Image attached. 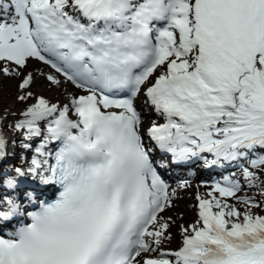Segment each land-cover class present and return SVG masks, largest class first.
<instances>
[{"label":"snow or ice","instance_id":"obj_1","mask_svg":"<svg viewBox=\"0 0 264 264\" xmlns=\"http://www.w3.org/2000/svg\"><path fill=\"white\" fill-rule=\"evenodd\" d=\"M0 73L25 105L0 115V264H264V0H0ZM200 161L240 173L172 249L164 173Z\"/></svg>","mask_w":264,"mask_h":264},{"label":"rangeland","instance_id":"obj_2","mask_svg":"<svg viewBox=\"0 0 264 264\" xmlns=\"http://www.w3.org/2000/svg\"><path fill=\"white\" fill-rule=\"evenodd\" d=\"M37 64H33V68L37 67ZM19 80L16 79H10L5 77L2 73H0V115H3L7 112L8 107L13 104L14 102H16L15 98L17 95V91L18 89L15 87L13 88L11 86V83L13 84H17ZM143 96H141L140 100L143 101ZM139 101V100H138ZM19 104V103H17ZM143 105V103H142ZM25 105L23 104H19V109L18 111H16V113H20L23 109H24ZM144 107V105H143ZM141 107V111L142 108ZM148 112L144 114V119H145V127L149 126L151 124V122L153 120H157V117L152 115V111L151 109L147 108ZM158 122H160V120H158ZM7 124H12L13 123V118L10 116L8 118V120L6 121ZM8 135L12 136L14 135L13 131L11 128H8L7 130ZM18 162V161H17ZM197 170L194 171V169L192 170H174V172H178L177 174L179 175V179H177L176 182L172 181L169 182L174 184L175 188L178 191L181 192V196L183 198V205H182V209L183 211L186 213V215H192L195 219V222L198 218V207H195V205L198 204V201L196 199L197 195H202V196H207V193L210 191V185L213 184L214 181L216 180H222L224 175H229V172H222L221 177L218 178V176L213 175V174H209V171L206 170L205 172L203 171V162H200L197 166H196ZM239 169V168H238ZM236 168L232 169L231 174L235 173L237 176H239L240 170H238ZM200 170L201 173H200ZM238 170V171H237ZM168 171H172L171 168ZM182 177H181V176ZM206 175V176H205ZM209 175V176H207ZM187 176H190L187 178ZM200 178V179H199ZM183 181H188L189 183V187L187 188H182L179 185L183 182ZM244 195H248V196H252L255 197L256 199H264L262 198L259 193L256 190H251V191H246L245 193H242ZM218 195V194H217ZM229 203H235L234 200L229 199L228 200ZM237 207L241 208V210H243V205L237 204ZM254 211L260 212L259 209H255ZM172 212H174L173 207L171 209H167L162 215L167 218V217H171L172 218ZM260 214H264V212H260ZM178 229V231H180V227L177 223L176 220H174L172 218V222H171V234L173 236V232ZM181 233V232H180ZM176 239V238H175ZM182 239V234L180 235L179 240L176 242L174 239L171 242V244L169 245L170 248L172 249H176L181 242Z\"/></svg>","mask_w":264,"mask_h":264},{"label":"bare ground","instance_id":"obj_3","mask_svg":"<svg viewBox=\"0 0 264 264\" xmlns=\"http://www.w3.org/2000/svg\"><path fill=\"white\" fill-rule=\"evenodd\" d=\"M37 67L40 68L43 71H46V72L47 71H54V70H51V69H48V68L44 67L43 65H38ZM37 67H35V68H37ZM18 84H19V81L17 82V84L11 83V86L13 88H15V87L17 88ZM64 87L67 88V90L69 92L73 91V89H72V87L70 85H65ZM34 91L45 95L47 98H49L53 102H57V101H61L62 102V101H64L65 95H66L63 88L62 89L53 88L52 90H48L46 87L43 86L42 82H38V86L36 88H34ZM137 103H138V106L140 108L143 107L141 100H139ZM18 109H19V104H17V102H14L13 104H11L8 107L7 111H11V112L16 113V111H18ZM142 111L146 114L148 112L147 107L144 106L142 108ZM5 114H3V115H5ZM17 161L19 162V158L18 157H17ZM176 168L177 167L171 168L172 171H167V172L164 173V178L167 180L168 183L172 182V181L176 182L177 179L180 178L179 175L177 174L178 172L177 173L174 172V170H177ZM205 171L206 170H203L202 172H205ZM170 186L173 189L175 188L174 184H172V183H170ZM183 203L184 202H183V198L181 196V192L177 190V197L174 198V207H173L174 212H172V215H173L172 218L177 221L179 227L180 226L188 227L189 225L195 223V219H194V217L191 214L190 215H186V213L182 209ZM181 234L182 233H180V231H178V229H176L173 232V237H174V240L176 242L179 240Z\"/></svg>","mask_w":264,"mask_h":264},{"label":"trees","instance_id":"obj_4","mask_svg":"<svg viewBox=\"0 0 264 264\" xmlns=\"http://www.w3.org/2000/svg\"><path fill=\"white\" fill-rule=\"evenodd\" d=\"M208 176V175H207Z\"/></svg>","mask_w":264,"mask_h":264}]
</instances>
